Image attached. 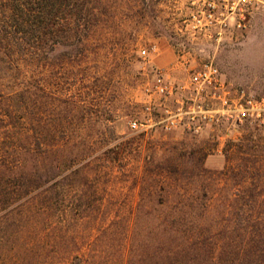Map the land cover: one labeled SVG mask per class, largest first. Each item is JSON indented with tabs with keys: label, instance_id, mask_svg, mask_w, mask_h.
I'll return each mask as SVG.
<instances>
[{
	"label": "rangeland",
	"instance_id": "obj_1",
	"mask_svg": "<svg viewBox=\"0 0 264 264\" xmlns=\"http://www.w3.org/2000/svg\"><path fill=\"white\" fill-rule=\"evenodd\" d=\"M36 1L0 0V40L12 9ZM211 1L87 0L83 18L62 8L58 48L50 39L43 67L33 60V80L47 86L37 119L54 142L95 153L82 172L65 173L52 206L48 185L18 200L7 181L0 264H152L161 244L191 243L193 257V243L250 235L229 213L246 202L243 182L264 189V0H216L210 18ZM75 28L88 41L68 38ZM158 84L172 94L156 93ZM98 103L109 108L103 133ZM135 120L143 126L133 129ZM165 219L177 232L159 227Z\"/></svg>",
	"mask_w": 264,
	"mask_h": 264
},
{
	"label": "trees",
	"instance_id": "obj_2",
	"mask_svg": "<svg viewBox=\"0 0 264 264\" xmlns=\"http://www.w3.org/2000/svg\"><path fill=\"white\" fill-rule=\"evenodd\" d=\"M64 6L73 9L74 17L83 18L90 14L88 10V13L85 12L87 0H37L32 8L26 2L12 9L9 20L13 23V29H4L2 32L0 126L5 127L2 128L5 132L0 136V211L10 206L6 190L9 179L16 185L12 195L18 200L32 193V188L48 185L49 196L46 198L51 201V206L54 205L55 201L62 197L65 173L71 170V174H79L88 167H84L86 164L82 162L95 153L90 152L94 147L92 145L85 147L87 150H80L78 144H74L69 150L70 146L64 142H54L53 128L37 119L40 115L42 117L43 109L47 105L44 101L47 98V86L44 79L41 84L33 80V60L38 59L43 67L50 39L54 43L50 50L58 48L60 30L55 33L52 27L59 24L60 11ZM87 36L88 33L84 34L76 28L68 32V38L77 39L82 43L88 41ZM93 105L97 109V124L101 133L111 130L108 126V106L103 103ZM57 131L60 132V129ZM118 147L115 145L109 150H117ZM243 183L245 185L242 197L246 202L237 211L231 209L229 214L237 215L236 228L249 232V236L225 239L219 246L217 243L208 244V240H203L199 245L193 243L192 247H196L193 257L191 243H165L160 245L163 250L161 249L158 259L153 255L148 257V261L152 264H264V205L258 210L253 205L257 199H264V189L258 192V184L254 185L253 180ZM159 227L172 234L176 231L174 222L168 219L161 220ZM63 242L55 240L53 243L55 247H59ZM69 243L66 239L65 244ZM166 244L168 248L164 249ZM200 248L203 249L202 252ZM219 248L221 252L216 254ZM84 262L81 257L76 256L73 260L67 259L64 264H90L89 260Z\"/></svg>",
	"mask_w": 264,
	"mask_h": 264
},
{
	"label": "built area",
	"instance_id": "obj_3",
	"mask_svg": "<svg viewBox=\"0 0 264 264\" xmlns=\"http://www.w3.org/2000/svg\"><path fill=\"white\" fill-rule=\"evenodd\" d=\"M206 9V10H205ZM203 11H206V13L210 16V18H212L214 15H216L218 12V6L216 4V0H212L211 3H210V6L206 7ZM202 11V10H201ZM154 50H156V46L153 47ZM143 54H147V51L144 50L143 51ZM214 73L217 72V70L214 69ZM205 78H206V81L209 82V84H212V78L208 75L207 72H205L204 74ZM147 91L150 93V89H147ZM156 93L162 95V96H165V97H168L169 95L172 94V90L170 88H168V86H165L163 84H158L156 87H155V90H154ZM150 109V107L148 108ZM173 117V116H172ZM177 124V121L176 119H171L170 121H168L165 125V129L168 131V130H171L173 127H175ZM141 126H143V124H140L138 121H133L131 123V127L133 129H139Z\"/></svg>",
	"mask_w": 264,
	"mask_h": 264
}]
</instances>
